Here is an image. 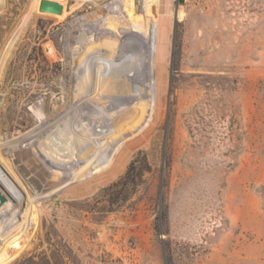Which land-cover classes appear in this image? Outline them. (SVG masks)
Instances as JSON below:
<instances>
[{
    "label": "rangeland",
    "instance_id": "rangeland-1",
    "mask_svg": "<svg viewBox=\"0 0 264 264\" xmlns=\"http://www.w3.org/2000/svg\"><path fill=\"white\" fill-rule=\"evenodd\" d=\"M56 1L0 0V264H264V0Z\"/></svg>",
    "mask_w": 264,
    "mask_h": 264
},
{
    "label": "trees",
    "instance_id": "trees-1",
    "mask_svg": "<svg viewBox=\"0 0 264 264\" xmlns=\"http://www.w3.org/2000/svg\"><path fill=\"white\" fill-rule=\"evenodd\" d=\"M151 167L148 163L146 155L140 153L129 164L126 173L116 182L112 183L106 188L112 199L121 197L126 200L134 189L143 181L145 172L150 171Z\"/></svg>",
    "mask_w": 264,
    "mask_h": 264
},
{
    "label": "water",
    "instance_id": "water-1",
    "mask_svg": "<svg viewBox=\"0 0 264 264\" xmlns=\"http://www.w3.org/2000/svg\"><path fill=\"white\" fill-rule=\"evenodd\" d=\"M179 3H184L185 0H178ZM40 11L45 13H53V14H61L64 10V6L62 3L56 1V0H41L40 4ZM3 96L0 94V103L3 98Z\"/></svg>",
    "mask_w": 264,
    "mask_h": 264
},
{
    "label": "bare ground",
    "instance_id": "bare-ground-1",
    "mask_svg": "<svg viewBox=\"0 0 264 264\" xmlns=\"http://www.w3.org/2000/svg\"><path fill=\"white\" fill-rule=\"evenodd\" d=\"M130 2H131V0H130ZM130 2H129V3H130ZM131 4H132V2H131ZM130 14H131V12H130ZM116 23H117V22H116ZM114 24H115V23H114ZM118 25H119V24H118ZM117 27H118V26H117ZM119 27H120V26H119ZM1 98H3V97L1 96ZM3 101H4V100L2 99V101H1V103H0V106L3 105ZM63 173H64V172H63ZM89 186H90V185H89Z\"/></svg>",
    "mask_w": 264,
    "mask_h": 264
}]
</instances>
